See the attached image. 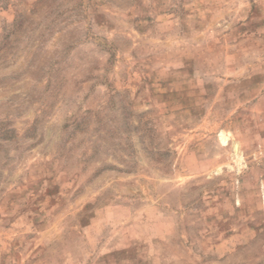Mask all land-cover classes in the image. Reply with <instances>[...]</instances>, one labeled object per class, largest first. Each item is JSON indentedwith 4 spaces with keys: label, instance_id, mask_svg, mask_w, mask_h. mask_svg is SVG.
<instances>
[{
    "label": "rangeland",
    "instance_id": "1",
    "mask_svg": "<svg viewBox=\"0 0 264 264\" xmlns=\"http://www.w3.org/2000/svg\"><path fill=\"white\" fill-rule=\"evenodd\" d=\"M0 264H264V0H0Z\"/></svg>",
    "mask_w": 264,
    "mask_h": 264
},
{
    "label": "bare ground",
    "instance_id": "2",
    "mask_svg": "<svg viewBox=\"0 0 264 264\" xmlns=\"http://www.w3.org/2000/svg\"><path fill=\"white\" fill-rule=\"evenodd\" d=\"M221 139H222V141H225V137H223L222 135H221Z\"/></svg>",
    "mask_w": 264,
    "mask_h": 264
}]
</instances>
